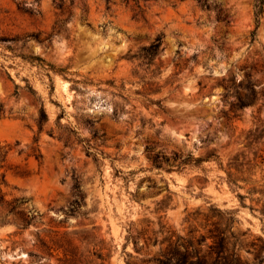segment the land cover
Wrapping results in <instances>:
<instances>
[{
	"label": "rangeland",
	"instance_id": "obj_1",
	"mask_svg": "<svg viewBox=\"0 0 264 264\" xmlns=\"http://www.w3.org/2000/svg\"><path fill=\"white\" fill-rule=\"evenodd\" d=\"M254 4L0 0V140L12 145L0 264H154L156 239L205 232L215 208L232 211L241 254L264 264V7L256 16ZM237 153L254 165L232 169L236 185L226 170ZM187 155L202 160L180 163ZM20 201L26 225L6 207Z\"/></svg>",
	"mask_w": 264,
	"mask_h": 264
},
{
	"label": "trees",
	"instance_id": "obj_2",
	"mask_svg": "<svg viewBox=\"0 0 264 264\" xmlns=\"http://www.w3.org/2000/svg\"><path fill=\"white\" fill-rule=\"evenodd\" d=\"M264 0H255L254 9L255 15L258 16L263 11ZM161 47V37L157 36L153 42L146 46H143L141 50L146 57H155ZM4 111L3 104L0 103V113ZM47 120L46 112L43 106L39 109L38 124L41 125ZM256 131V129L254 130ZM252 132V130L250 131ZM256 137L259 138V135ZM16 144H18L16 142ZM12 149L10 143L2 142L0 140V170L5 168L7 155ZM39 156L38 154L36 155ZM239 153L233 155L227 162V179L229 183L236 184V175L232 171L234 169L237 172H243L251 165V161H239ZM187 158L192 161L199 162L201 158H192L191 155H187L186 160H182L180 163H185ZM264 160V159H263ZM262 160V162H263ZM1 180L4 181V171L0 172ZM247 181L246 178H243ZM249 193L255 192L253 188L248 190ZM264 194V192H262ZM239 198H244V195L238 193ZM3 198L0 203L4 202ZM17 199H13L11 202H15ZM23 202L8 203V212H13L18 215L22 221V225H26L28 222L26 213L23 209H17ZM261 212L264 214V206L261 208ZM204 229L205 232L197 233L196 229H191L185 235L175 234L173 231L161 240H155L160 244L157 255L153 256L154 264H250L246 257L241 254V249L246 245L241 239L240 235L236 233L232 226L235 220L232 215V211H224L219 208H215V220H211L212 217L204 215ZM261 239V238H258ZM163 243H166L162 246ZM103 258V257H101Z\"/></svg>",
	"mask_w": 264,
	"mask_h": 264
}]
</instances>
